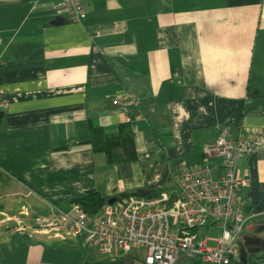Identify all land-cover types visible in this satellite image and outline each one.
Listing matches in <instances>:
<instances>
[{"label":"crops","instance_id":"obj_1","mask_svg":"<svg viewBox=\"0 0 264 264\" xmlns=\"http://www.w3.org/2000/svg\"><path fill=\"white\" fill-rule=\"evenodd\" d=\"M60 3L0 0L6 199L28 202L44 220L93 190L118 201L163 191L175 203L176 177L202 165L203 146L220 133L244 129L264 141V0H90L78 21L58 18L51 8ZM128 95L137 105H114ZM128 119L137 162L110 165L94 135L114 142ZM234 172L248 180L243 199L254 219L239 253H250L264 234V147ZM9 212L0 207V264H66L71 253L59 257L61 246L44 243L57 240L82 248L81 264H144L143 252L112 260L82 238L28 242L16 228L1 233ZM30 219L26 232L36 227Z\"/></svg>","mask_w":264,"mask_h":264},{"label":"built area","instance_id":"obj_2","mask_svg":"<svg viewBox=\"0 0 264 264\" xmlns=\"http://www.w3.org/2000/svg\"><path fill=\"white\" fill-rule=\"evenodd\" d=\"M89 4L90 0H61L51 9L60 19L78 21ZM121 103L135 106L137 100L128 95L114 101L115 106ZM9 107L0 100L1 111ZM263 147L264 141L250 140L244 129L237 135L225 130L203 146L202 165L176 177L175 203L167 195L123 199L107 205L97 217L74 205L69 213L56 210L53 222L38 219L42 227L31 231L37 237L54 235L60 240L85 238L112 260L143 252L144 264H240V239L254 218L246 213L243 199L248 180L236 178L234 165ZM213 163L220 168L213 169ZM210 230H218L220 237H205L202 231ZM18 232L26 229L20 226ZM181 258L187 262L178 263Z\"/></svg>","mask_w":264,"mask_h":264},{"label":"rangeland","instance_id":"obj_3","mask_svg":"<svg viewBox=\"0 0 264 264\" xmlns=\"http://www.w3.org/2000/svg\"><path fill=\"white\" fill-rule=\"evenodd\" d=\"M6 182H7V179L3 176H0V207H3L7 212L11 211L8 213V216H10L11 218L14 217V219L10 220L5 216V218L7 219V222H12V224H10L6 227H3L1 233L7 232L6 230H8V228L9 229H13V228L18 229L20 226L23 227V222H24V227L31 226L29 220H26V218H31L30 220H32V221L36 220V227L35 226H34L35 228L31 227V229L29 231L22 234L24 236H16V238L22 239V240H25L28 242L30 241V239H32L33 242H35L36 240H38V241H43L44 239L46 240L45 236H43V235H41V236L38 235L39 237H37L36 235H33L32 231L34 229L41 228L42 226L38 225V223H37L38 215L30 212L31 210L28 206L31 207V205H29V203L24 201V200L14 199L12 201L10 199H6V197H10L9 194H11V192L9 190H7V187L5 186ZM163 195H165V194H163ZM130 198H135V197H125V200H129ZM119 201H121V200H119ZM119 201H117L113 205H117ZM65 210L67 211L68 209H65ZM25 213H28V216H26ZM57 215H58L57 213H53L52 215H50L51 217H49L48 220L50 222H53L55 220V218L57 217ZM2 219L3 218L0 217V220H2ZM39 219H42V218H39ZM202 232H205L204 234H205V237H207V238L217 239L220 237V232L218 230H210V231H202ZM17 233H19V232H17ZM53 236L54 235H51L50 237L54 238ZM243 237H244V234H243ZM82 239H85V238H82ZM2 240L3 239H0V241H2ZM85 240L87 241V239H85ZM71 241H72V239H71ZM44 243L47 244L49 249H53V250H56L54 248L61 246V249H62L61 253L62 254H60L59 257L68 256V254L71 253L70 257L63 258V260L65 261L66 264H68V263H70V264H75V263L81 264L80 262L83 261V259L81 260L82 255L80 253H78V250L83 254H85V252L82 248H79V247L75 248L76 245L70 246L69 243H61L59 240H57V241H46ZM209 244H210V247L215 246L214 243H209ZM83 245H84L83 248L85 249L87 254H91L92 256L99 257L98 256L99 254L94 249H92V248L86 249L85 248V245H87V243H84ZM75 258H76V260H75ZM135 258L139 261L142 260L141 258H140L141 260L137 257H135ZM1 260L2 259L0 258V263H1ZM188 264H192V263H188Z\"/></svg>","mask_w":264,"mask_h":264},{"label":"trees","instance_id":"obj_4","mask_svg":"<svg viewBox=\"0 0 264 264\" xmlns=\"http://www.w3.org/2000/svg\"><path fill=\"white\" fill-rule=\"evenodd\" d=\"M96 132L97 134L94 135L95 146L99 148L100 152L102 151L106 153V157L108 158V163H110V165L137 162V154L134 144L135 137H134L132 125H130V123L121 126L119 136L111 140V141L114 140V142L108 143V141L106 142L105 140H102L100 136L101 132L98 130H96ZM163 194L166 193H163V191H161L159 194L155 196L163 195ZM126 197H140V196L138 193H134ZM147 197L149 196L147 195ZM109 203H110L109 198H105L99 192L93 190V191H88L85 195H83L73 204L78 205L82 209V211L85 212L87 215L91 217H97L101 214V212L107 205H110ZM263 262H264V258H263Z\"/></svg>","mask_w":264,"mask_h":264},{"label":"water","instance_id":"obj_5","mask_svg":"<svg viewBox=\"0 0 264 264\" xmlns=\"http://www.w3.org/2000/svg\"><path fill=\"white\" fill-rule=\"evenodd\" d=\"M63 23H66V22H63ZM3 116H4V114L0 113V120L3 118ZM117 201L118 200H116V199L110 200L109 204L113 205ZM262 229L264 230V227H262ZM260 241H261L262 246L256 252H254L252 254L249 252H248L249 253L248 254L247 251L245 253H244V251L240 252V263H242V264H262L263 263L262 261L264 258V234L261 236ZM260 255H261V257H258ZM185 262H187V258H181L178 260V263H185Z\"/></svg>","mask_w":264,"mask_h":264},{"label":"flooded vegetation","instance_id":"obj_6","mask_svg":"<svg viewBox=\"0 0 264 264\" xmlns=\"http://www.w3.org/2000/svg\"><path fill=\"white\" fill-rule=\"evenodd\" d=\"M239 249H240V247H239ZM258 249V247L256 246V247H251L250 249H249V251L250 250H252V251H256ZM252 251L250 252V253H252ZM251 255V254H250Z\"/></svg>","mask_w":264,"mask_h":264}]
</instances>
